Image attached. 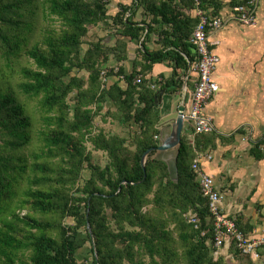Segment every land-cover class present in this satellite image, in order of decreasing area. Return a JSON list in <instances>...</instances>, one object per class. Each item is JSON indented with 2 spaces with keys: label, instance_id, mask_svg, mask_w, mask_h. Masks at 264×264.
Instances as JSON below:
<instances>
[{
  "label": "trees",
  "instance_id": "1",
  "mask_svg": "<svg viewBox=\"0 0 264 264\" xmlns=\"http://www.w3.org/2000/svg\"><path fill=\"white\" fill-rule=\"evenodd\" d=\"M110 2L0 0V264H18L20 254L28 258L21 264H79L77 253L87 243L95 254L93 264H223L220 254L213 252L214 219L193 168L200 153L216 146L214 136L195 134L191 142L183 134L178 183L170 179L157 151L149 154L146 171L141 163L143 154L160 144L162 116L167 112L157 102L161 91L170 110L172 95L193 72L194 28L174 6L196 2L132 0L113 17L108 15ZM140 8L153 17L149 30L132 21ZM202 8L215 17L221 9L209 0ZM41 21L45 27L40 40L29 48ZM164 23L174 24L172 33L160 26ZM100 24L131 42L144 39L142 53L150 65L126 75L121 66L119 71L107 67L111 49L102 41L89 43L85 50L90 27ZM154 35L161 45L157 51L147 47ZM121 40L114 49L118 64L127 59V44ZM21 61L30 65L19 68ZM165 63L172 69L170 78L148 77L145 71ZM75 70L88 77L76 76ZM103 76L119 78L109 88ZM106 114L128 127L129 134L95 135L96 116ZM36 119L42 125L37 135L40 152L31 164L16 153L34 143ZM88 143L107 154L105 169L91 163ZM56 159L64 164L51 169L47 161ZM85 164L92 177L82 185ZM27 169L30 174L24 177ZM22 181H27L26 199L17 200L15 185ZM25 209L50 214L52 219L39 220L32 212L22 217ZM193 211L197 224L188 222ZM10 218L25 225L22 238ZM110 218L119 230H112ZM171 222L177 238L169 228ZM234 252L236 257L241 254Z\"/></svg>",
  "mask_w": 264,
  "mask_h": 264
},
{
  "label": "crops",
  "instance_id": "2",
  "mask_svg": "<svg viewBox=\"0 0 264 264\" xmlns=\"http://www.w3.org/2000/svg\"><path fill=\"white\" fill-rule=\"evenodd\" d=\"M209 1L220 5L218 15L224 21L221 28L212 30L209 35L210 49L220 61L213 76L218 91L204 110V115L209 117L214 125V131L208 134L214 136L216 146L200 153L197 159L201 171L214 180L221 196L220 205L223 214L233 220L249 238H263L264 0H261L257 7L256 23L253 26L242 24L234 12V7L230 5L232 1L243 0ZM131 3L132 0L129 4ZM121 7L117 6L116 14ZM174 8L186 15L184 19H188V24L195 30L200 21L197 6H174ZM130 15L128 12L127 18L131 17ZM152 19L151 13H146L140 8L132 21L147 26ZM160 26L170 33L174 30L172 23H164ZM146 28L149 30L148 26ZM115 33L112 35L115 36ZM114 36L107 35L105 38L111 49L108 68H116L119 71L121 66L123 74L129 75L135 70L142 71L145 66L150 65L142 53L141 43L144 39L140 43H135L126 37L120 40L127 44V48L125 47L127 59L122 64H118L113 48ZM175 37H177L176 33L171 38L174 40ZM157 41H159L158 35H154L147 46L149 50L157 51L161 48ZM105 72L107 75L110 70ZM145 72L149 78L159 81L170 78L173 74L167 63L155 64ZM196 76L194 72H188V78L184 79L182 89L172 95L170 110L167 96L163 95L161 100L157 101L163 111L167 109L162 116L161 129L177 119L179 106L183 100L188 109L197 81ZM118 78L119 76H109V78L103 76V81L110 88ZM161 92L165 93V91ZM185 129L184 133L192 142L196 136L192 124L185 122ZM233 248L232 245H228L219 251V258L223 264H264V249L260 250V258L254 259L242 254L236 257L234 252L236 249Z\"/></svg>",
  "mask_w": 264,
  "mask_h": 264
},
{
  "label": "built area",
  "instance_id": "3",
  "mask_svg": "<svg viewBox=\"0 0 264 264\" xmlns=\"http://www.w3.org/2000/svg\"><path fill=\"white\" fill-rule=\"evenodd\" d=\"M199 23L195 27L190 43L195 50L196 60L190 70L195 74L197 81L189 101V107L185 112V122L192 124L195 134L211 133L214 131L212 120L204 115V110L218 91V85L214 80V73L220 59L211 51L209 35L212 30L221 28L224 21L219 16L206 13L202 6L206 0H195ZM261 0H243L242 3L234 6V12L239 21L246 26L255 25L256 10ZM190 72V71H189ZM188 76V75H187ZM185 76L187 79L188 77ZM140 83V79L137 80ZM153 88H155L153 86ZM197 171L202 195L209 201V210L215 224V240L213 252L215 256L219 251L228 245L244 256L254 259L260 258V250L264 249V237L251 239L244 234L237 224L225 216L221 209V196L216 189L214 180L201 171L199 160L193 165ZM188 222L197 224V213L193 211L188 216Z\"/></svg>",
  "mask_w": 264,
  "mask_h": 264
},
{
  "label": "rangeland",
  "instance_id": "4",
  "mask_svg": "<svg viewBox=\"0 0 264 264\" xmlns=\"http://www.w3.org/2000/svg\"><path fill=\"white\" fill-rule=\"evenodd\" d=\"M131 2V0H111L110 4L108 5V15L113 17L115 16L116 12L118 11L117 6H121L122 4H129ZM122 8V7H121ZM121 10H119L120 12ZM56 26H60L59 24H57ZM45 27V23L44 22H40V28L37 29L35 35L32 38V41L30 43L29 48L34 44V42L36 40H40L41 37V29ZM106 25L105 24H100L97 26H91L90 27V31H89V35L88 37L85 39V44H84V48L85 50H87V48L89 47V43H96L99 41H102L103 44L105 43L107 45V43L105 42V38L107 37V35L110 36H114L112 35L113 33H115L114 31H111V29L105 31ZM120 39H124L122 37V35H119L117 33H115L114 36V46L113 48L116 47V43L119 44ZM108 46V45H107ZM109 47V46H108ZM110 48V47H109ZM25 53V51L23 52ZM30 65V62L27 61L25 63V61H21V64L18 66L19 68H22L26 65ZM75 75L78 77H88L86 72H81L79 70H75ZM19 77H17L18 80ZM16 80V81H17ZM15 81V82H16ZM73 95H76V93H74ZM177 99V98H176ZM110 108V107H107ZM95 109V108H94ZM112 112L115 111L114 108H110ZM105 114V113H103ZM41 123L39 124L37 119H36V131H35V140L34 143L28 147L25 148V150L19 151L18 153H16V157H27L29 159V162H31V164L34 162L35 158L34 156L36 155V153L40 152V143L38 141V133L39 130L41 128ZM101 131H103L104 134L108 135V137L113 136V135H121V136H127L129 134L130 129L128 127H123L122 125H120L116 119H114L113 117L108 116V114H106L104 117H102L101 115L96 116L95 118V122H94V129L93 132L94 134H99ZM88 147V152L90 153V158H91V163L94 166L100 167L101 169H105L108 165V157L107 154H105L104 152H98V151H94L93 147L91 146L90 143L87 144ZM40 162H45L44 160H41ZM47 162H50L51 169H57L58 165H63L64 163L61 162L60 159H56V160H49ZM30 174V170L27 169L25 172V176L24 177H28ZM50 175H53V173H50ZM32 176V175H31ZM92 177V172L91 170L88 168V164H85V170L83 171L82 175H81V184H85V182L87 180H89ZM27 185V181L26 182H21L18 185H15V190L18 193V197L17 200H25V191L28 189ZM37 187V186H36ZM35 187V188H36ZM32 212V214L38 218L39 220L41 219L42 221H48L49 219L51 220L52 217L49 215H41V214H37L34 213L32 210L30 211ZM28 209H25L21 212V216H25L26 214L30 213ZM10 222H14L16 225V229H20L18 231L19 238H22L25 235V225L21 222H18L12 218L9 219ZM72 221V219H71ZM114 220L112 218H110V225L112 230L117 231L119 230V226L113 222ZM73 223V222H72ZM169 228L170 230L173 232V236L175 238H177V232L175 230V225H172V222L169 224ZM89 227V226H88ZM129 229V228H128ZM80 235L79 238H84L85 237V227H82V230L80 231ZM95 254L93 252L92 249V244L91 243H87L83 248H81L78 253H77V259L79 264H93V260H94ZM19 261L17 262L18 264H21L22 261H27L28 258H26V255L24 254H20L19 255ZM27 259V260H26Z\"/></svg>",
  "mask_w": 264,
  "mask_h": 264
},
{
  "label": "water",
  "instance_id": "5",
  "mask_svg": "<svg viewBox=\"0 0 264 264\" xmlns=\"http://www.w3.org/2000/svg\"><path fill=\"white\" fill-rule=\"evenodd\" d=\"M164 93L161 92L157 101L159 102ZM184 99V98H183ZM187 106L185 100L179 106L177 119L161 129L160 144L157 148L147 150L142 157L141 163L146 171L147 158L150 153L157 151V159L165 163L168 168L169 177L174 183L179 182L178 156L180 153L182 136L185 129V112ZM90 228V225H88Z\"/></svg>",
  "mask_w": 264,
  "mask_h": 264
}]
</instances>
